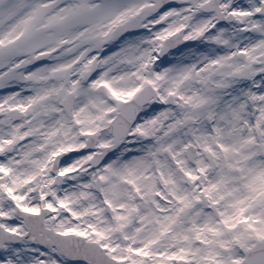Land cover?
Masks as SVG:
<instances>
[{"label":"snow or ice","instance_id":"obj_1","mask_svg":"<svg viewBox=\"0 0 264 264\" xmlns=\"http://www.w3.org/2000/svg\"><path fill=\"white\" fill-rule=\"evenodd\" d=\"M0 264H264V0H0Z\"/></svg>","mask_w":264,"mask_h":264},{"label":"rangeland","instance_id":"obj_2","mask_svg":"<svg viewBox=\"0 0 264 264\" xmlns=\"http://www.w3.org/2000/svg\"><path fill=\"white\" fill-rule=\"evenodd\" d=\"M0 94H2V93H0Z\"/></svg>","mask_w":264,"mask_h":264}]
</instances>
